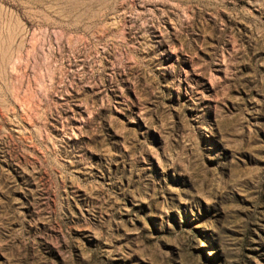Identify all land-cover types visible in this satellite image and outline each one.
I'll return each instance as SVG.
<instances>
[{"label": "rangeland", "instance_id": "obj_1", "mask_svg": "<svg viewBox=\"0 0 264 264\" xmlns=\"http://www.w3.org/2000/svg\"><path fill=\"white\" fill-rule=\"evenodd\" d=\"M0 264H264V0H0Z\"/></svg>", "mask_w": 264, "mask_h": 264}]
</instances>
